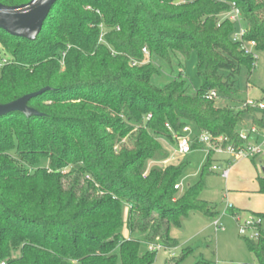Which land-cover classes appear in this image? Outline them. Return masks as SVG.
I'll use <instances>...</instances> for the list:
<instances>
[{"label":"trees","instance_id":"1","mask_svg":"<svg viewBox=\"0 0 264 264\" xmlns=\"http://www.w3.org/2000/svg\"><path fill=\"white\" fill-rule=\"evenodd\" d=\"M232 4L264 54V0H59L33 42L0 30V105L49 89L27 103L41 116L0 117V264H153L156 252L141 255L140 244L174 250L171 228L193 213L218 216L199 199L211 154L183 193L174 187L187 162L156 164L170 157L160 140L174 146L185 126L244 147L239 133L264 124L245 128L257 111L231 99L241 69L252 71L231 41ZM192 53L200 86L190 95L182 72ZM162 68L172 79L160 85ZM211 92L228 104L217 107ZM258 182L264 195V176ZM244 241L264 264V234Z\"/></svg>","mask_w":264,"mask_h":264},{"label":"rangeland","instance_id":"2","mask_svg":"<svg viewBox=\"0 0 264 264\" xmlns=\"http://www.w3.org/2000/svg\"><path fill=\"white\" fill-rule=\"evenodd\" d=\"M147 57V56H146ZM197 55L192 53L185 62L182 72L183 78L189 83L188 93L192 95L200 86V81L196 75ZM178 69L174 68V76ZM172 79L168 72L162 68L160 85ZM236 92L231 97L239 102L247 98L255 102L264 103V54H258L257 67L248 73L241 69L236 76ZM217 107L228 104V100L218 98L215 100ZM261 115L259 112L252 114V117ZM264 118V113H262ZM250 118L246 117L245 120ZM163 147L169 151L170 157L167 161L156 164L164 169L168 166H177L181 162H187V167L183 176L179 180V193L185 192L200 180L202 168L207 164V158L203 151L191 152L185 157H179L174 153V146H169L165 141L160 140ZM229 159L226 155H213L212 165H223ZM153 164H149V167ZM264 153L253 162L251 159H241L232 162L229 170V177L221 179L216 174L206 173L204 188L199 195L201 201L207 202L215 207L218 216L207 218L201 214L193 213L183 219L179 228H171L170 238L178 242V247L174 250L160 249L156 252L153 264H166L174 255L179 257L183 249L189 248L192 252L183 260L181 264H195L203 259L213 264H257L253 255L246 248L245 241L238 235L237 225L232 216L227 214L228 205L232 211L238 213L243 218H249L252 214H264V195L259 193V182L264 174ZM237 215V216H238ZM219 221L223 232L215 231L213 222ZM262 231L264 234V220H262ZM149 248L145 244H140L141 255L147 253Z\"/></svg>","mask_w":264,"mask_h":264},{"label":"built area","instance_id":"3","mask_svg":"<svg viewBox=\"0 0 264 264\" xmlns=\"http://www.w3.org/2000/svg\"><path fill=\"white\" fill-rule=\"evenodd\" d=\"M225 19H227L232 25H236L237 29L232 34L231 41L238 45L239 51L243 56H250L252 58L251 68L252 70L255 69L258 62V53L256 51L257 44L254 41H247L245 39L246 29L242 25L240 13L234 4L230 6V11L225 15ZM142 53L144 56H148L146 49H143ZM5 63L6 57L2 56V50L0 48V67ZM135 65L136 64H133V66ZM207 99L216 100L218 97L216 93L211 92L207 96ZM240 109H252L264 113V103L262 101L255 102L247 98L242 102ZM147 119H150V116H148ZM166 127L168 128V126ZM172 138L175 142L173 147L174 153L182 158L192 152L191 145L194 143L202 145V151L205 153L206 157L209 154L212 156L226 155L229 159H227L223 165H213L210 169L212 173L217 174L223 180L228 178L232 162L241 159H257L264 153V124L262 127L251 126L249 129L243 130L239 133L238 138L245 143L244 147H233L232 145L224 146L223 144L227 141L225 138H213L207 133L195 134L190 126H185L178 133H173ZM174 189L178 190L179 185L175 186ZM230 209H232V207L228 205L226 210ZM233 218L237 224L238 235L241 238L254 241H257L260 238L263 233L261 219L249 217L240 220L237 215L233 216ZM213 227L215 228V231H224L219 221H214ZM147 246L150 252H157L160 249H164L160 245Z\"/></svg>","mask_w":264,"mask_h":264},{"label":"water","instance_id":"4","mask_svg":"<svg viewBox=\"0 0 264 264\" xmlns=\"http://www.w3.org/2000/svg\"><path fill=\"white\" fill-rule=\"evenodd\" d=\"M57 1L59 0H30L24 5L15 7L0 4V30L12 37L33 42L50 14L52 6ZM48 90V88H44L13 102L0 105V117L10 113H19L26 118L41 116L40 113L28 107L27 103L30 99Z\"/></svg>","mask_w":264,"mask_h":264},{"label":"crops","instance_id":"5","mask_svg":"<svg viewBox=\"0 0 264 264\" xmlns=\"http://www.w3.org/2000/svg\"><path fill=\"white\" fill-rule=\"evenodd\" d=\"M260 113V112H259ZM258 119V120H264V118L262 117V113L261 115L257 116V117H252L250 116V118L248 120H245L244 124H245V128H249L251 125H252V119ZM195 152H198V151H195ZM217 175V174H216ZM229 177V176H228ZM238 217L240 218V220H244V219H247V218H243L241 215ZM236 224V222H235ZM237 225V224H236ZM262 228V227H261ZM263 232V231H262Z\"/></svg>","mask_w":264,"mask_h":264}]
</instances>
